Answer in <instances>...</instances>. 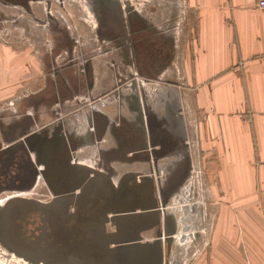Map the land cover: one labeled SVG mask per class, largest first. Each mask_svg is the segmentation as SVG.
<instances>
[{
    "label": "crops",
    "instance_id": "obj_1",
    "mask_svg": "<svg viewBox=\"0 0 264 264\" xmlns=\"http://www.w3.org/2000/svg\"><path fill=\"white\" fill-rule=\"evenodd\" d=\"M0 1L5 3L4 0ZM34 1L38 0H27L24 4L22 0H19L6 4L17 6L19 8L17 12L21 14L22 9L30 12ZM198 2L200 17L195 25V39L190 40L189 47L183 55L182 47H174L177 52H174L170 56V62L166 63L168 68L165 71L169 70V66H172L175 60L180 59L181 62L176 61V63L183 74L169 75L165 80L163 79L165 84L158 93L159 103H155L157 100L150 95L146 97L147 104L155 113L152 117L153 121L151 120L154 127L152 128L153 149L160 150V153L156 154L158 157H155V161L149 160L147 156H133L134 153L123 155L119 152L117 143L123 140L121 135L123 128L137 130L145 136V139L149 138L151 129L150 123H147L146 113H141L140 121H133L138 110L134 108L133 100L135 99L127 98L132 92L126 94L109 89L111 82L106 71L107 64L119 60L118 55H106V53L85 55L88 57L81 55L84 60L92 62L88 64V73L93 81L88 90L89 97L91 98L94 93L109 91V94H106L109 100L104 104L102 102L98 104V108L104 107L103 110L93 111L98 110L95 105L88 107L86 112L83 104L76 107L72 103L71 107H74L66 113L61 107L68 104L64 101L62 104L56 102L59 107L55 109L58 112H55L61 111V116L71 117L69 119L72 120V128L63 126L68 131L74 130L80 137L86 136V132L89 133L86 140L80 139L76 145V153H78L76 159L82 163H87V160L90 162V155L85 156V154H89L90 150L95 148L99 152L96 154L99 159L95 160V165L89 163L90 166H98L97 168L101 170H104V167L110 169L107 172L112 174L111 181L115 185L133 175L153 179L154 174L159 172L160 177L167 167H171L172 177L177 176L185 162H188L191 167L193 136L191 137L189 126H191L190 121L193 122L195 118L200 126L197 137H199L201 149L205 151L207 158L211 154L216 157L213 173H216L219 185L223 186V191H227L226 187L229 183L233 186V190L243 188L249 190L251 197L238 200L241 203L245 202V206L253 207L250 209V216L252 218L255 216L257 220L256 223L254 222L253 229L256 235L262 236L263 239L264 199L258 197L257 191H264V9L257 6V0H199ZM37 19L42 21V18ZM83 20L87 19L83 18ZM41 23L43 24V21ZM66 28L68 29V26ZM59 30L61 32L63 29L59 27ZM61 37L54 39V57L56 58L63 54L66 57L72 54L69 47L61 46L62 42L59 41ZM106 38L114 39L117 35L112 32V35ZM27 39L25 36V41H17L16 44L5 43L4 48L1 47L2 51L0 49V98L16 92V82L22 76L27 79H41L40 86L17 97L20 100L18 105L22 114L18 111L8 116L0 115V118L6 123L5 120L18 118L29 110L28 114L32 117L30 127L32 129L41 124L52 123L50 120L42 121L41 116L46 114L47 110H54L52 108L56 106L52 104V101H56L59 95L51 87L48 76L49 63L51 58L53 60V54L49 56L40 51L39 47L44 43ZM174 40L177 45L178 40ZM21 45L24 46L21 47ZM149 60L146 56L142 58L146 67L150 66ZM6 69L9 72L7 76L4 73ZM150 70L143 72L144 77L159 79L162 82L161 76H157ZM62 74H64L62 71L58 72V75ZM5 76L10 79L8 84L12 85V89L2 84L7 81ZM46 85L49 88H46ZM66 97L63 96V99L65 100ZM184 107L189 112L186 113ZM98 114L103 119L99 126L100 131L97 129ZM119 116L124 117L126 122L120 123ZM91 126L94 129H91ZM249 221L251 222V219ZM258 222H263L260 225L261 228L257 226ZM153 225L157 224L150 226ZM144 236V233L140 235L142 241L153 243L148 241V239L151 240L150 238L145 239ZM247 237L251 247L253 240L250 233ZM216 243L220 247L217 250L227 251L222 241ZM260 245L257 247L254 243L256 248L264 252V243ZM255 247L253 250L257 253ZM208 264L230 263L210 262ZM254 264H264V261L254 262Z\"/></svg>",
    "mask_w": 264,
    "mask_h": 264
},
{
    "label": "rangeland",
    "instance_id": "obj_2",
    "mask_svg": "<svg viewBox=\"0 0 264 264\" xmlns=\"http://www.w3.org/2000/svg\"><path fill=\"white\" fill-rule=\"evenodd\" d=\"M109 1L111 0H68L64 7H60L59 4L52 0H38L31 4L30 12L22 9L20 10L21 14L17 12L19 9L17 6H10L9 4L0 1V49L1 47L4 48L5 43L8 42L16 44L18 43L17 41H25V36H27V40L29 41L33 39L34 41L38 40L44 43L41 44L42 46L39 47V49L50 56L51 54H54L55 37L58 38L61 36L62 31H65L66 29V32L73 36L74 39L76 38L79 42H84L81 46L78 45L79 42H76L75 47L72 45V55L74 57L76 56L74 60L77 59L79 62V64L72 66L75 67L76 70H79L81 68L78 65L81 63H92L91 61H84L83 56L79 57L80 55L88 57L85 55L99 51V48L95 46L96 36L95 27L93 26L96 23V19L92 11L100 12L105 8L103 4L105 2L108 3ZM198 1L199 0H132V3L134 4L133 6H137L138 8L140 7V4L143 3L142 9L146 16L151 14L157 22L160 18L159 22L162 29L167 28V30L165 29V32L169 30L167 32L168 37L179 41L177 42L176 48L182 47L183 55L185 50L189 47L190 40H193L196 37L195 25H197L196 21L199 20L198 18L200 17V3ZM146 3H148V11L144 10ZM153 10L155 12L154 14L152 13ZM37 18H42L43 24L41 23L42 21L40 22ZM83 18H86L87 20H83ZM66 26H68V29ZM59 27L63 29L61 32ZM46 40H48L51 49L45 44ZM22 46L24 45H21V47ZM42 48L44 50L46 48V51ZM176 50L177 49H175V53L177 52ZM181 56L179 58H181ZM179 60L180 59L175 60V63L172 66H169V70L165 71L167 68H164V71L156 73L157 76H161L162 82L166 77H169V75L180 76L183 74L182 69H180V66L178 67L176 63V61ZM50 61V73L53 71V68L61 69L63 72L66 69V64H70V61L64 54L59 58L53 57V60L51 58ZM119 62L120 61L116 60L107 64L112 65L110 66L111 69L108 67L106 68L108 79L110 78L111 82L109 89L111 88V91H117V89H120L122 93L129 94L133 90L130 83L132 82L131 80H133L131 71H134V69L127 65L126 70L122 73L123 75H121V72H116V69L113 70L112 68L113 65L115 66V64H119ZM180 62L181 61H179V63ZM4 73H6L5 75L7 76L9 72L6 69ZM50 73L48 75L49 80L54 79L53 74L50 75ZM6 76L4 78H6L8 82L4 81L2 84L12 89V85L8 84L10 83V79ZM121 76H124L125 79ZM138 78V82L141 84L140 86L144 88L147 95H150L152 98L153 93H155L154 91H158L163 87V84L159 79L146 78L142 74L139 75ZM30 79L22 76L21 79L19 78L16 82V92L7 93L8 95L0 98V115L8 116L9 114L21 110L19 106L20 100H18L17 97H21L23 95L22 93L25 94L26 91L29 92L36 86H40L41 79H38L39 82L34 78ZM122 79H124L125 82L124 84L122 83L121 88H118L117 81ZM81 93L82 91L74 94L76 98L69 97L70 95H63L64 97L67 96L65 101L68 104L65 106L62 105V110L68 113L74 106L78 107V105L83 104L86 112L89 109L88 107L95 105L98 110L93 111H100L103 110L104 107L100 106L101 108H98L99 102L104 104V102L109 100L106 94L100 92L99 94L94 93L90 98L93 102L89 103L85 100V98L89 96V92L86 94ZM79 97L80 101L78 100ZM127 98H130V96L128 95ZM127 98L126 101H128ZM114 99H116V97ZM52 102L56 107L52 108L51 106L54 110H47L46 114L41 116L42 121L50 120L52 122L49 124L51 128L59 126L72 128V120L69 119L71 117H69V115L61 116V111L56 113L58 111L55 109L59 106L57 107V103L54 101ZM72 103H74L73 107H71ZM184 108L186 109V107ZM185 111L187 113L188 109ZM190 125L191 137L193 136L192 170L186 180L174 193H172L166 203V210L175 217L176 222V230L174 235L172 234L171 242L169 244L170 250L168 251L167 263L208 264L210 262H229L231 264L236 262L239 264H254V262L264 261V252L261 251L260 248L254 246V243H256L257 247H260V244L264 243V237L262 239V236H257L253 229L257 221L255 220V216L253 217L254 219L250 216V209L253 207L245 206V202L241 203L238 200L239 198L247 199L251 197L249 190L246 188L233 190V186L229 183L226 187L227 191H223V186H221V184L219 185V182L217 181L216 173H213V171H215L216 157L211 154L210 157L207 158L205 151L201 149L200 140L199 137H197L200 126H198L195 118L193 122L190 121ZM94 149L95 148H92L90 152L88 151L89 154H85V156L90 155V162L87 160L88 164L82 163L79 159L77 160L74 157L72 161L87 166L90 164L95 165V160L98 161L99 159L96 154L99 152ZM154 175L153 178L155 180L160 178L157 173ZM37 187L38 186H36V189H38ZM36 189H34V191H36ZM29 194V190H23L6 192L0 195V264H47V262L41 260L43 255L34 256L31 254L33 257L32 259L20 250L13 249L5 241L6 238L3 233L5 221L3 219L2 210L5 209L10 200L16 197H28ZM257 194L262 200L264 199L263 190L257 191ZM262 208L264 210V203ZM249 219H251V222L254 225H252ZM262 223L263 222H258L257 226L260 227ZM156 229L157 225L150 226L147 229L150 230V232L144 233L145 239L150 238L151 240L148 239V241L152 242L155 238H158L159 235H157ZM248 233H250L253 240V245L251 247L248 244ZM163 237L164 236L161 235L159 239L163 240ZM217 241H222L223 246L227 248V251H222L220 249L217 250L219 247L216 243ZM234 242L235 244H233ZM232 247L236 248L233 249ZM254 247L256 248L257 253L254 252ZM53 261L54 264H62L59 261Z\"/></svg>",
    "mask_w": 264,
    "mask_h": 264
},
{
    "label": "water",
    "instance_id": "obj_3",
    "mask_svg": "<svg viewBox=\"0 0 264 264\" xmlns=\"http://www.w3.org/2000/svg\"><path fill=\"white\" fill-rule=\"evenodd\" d=\"M15 1L19 0H4L5 3ZM26 1L22 0V3ZM84 92L81 94H86ZM57 98L63 100L62 96ZM11 123L3 124L4 142L8 144L19 137L24 139L28 148L40 147L44 153L47 152L48 167L42 163L47 167L45 179L48 177L53 181L57 193L47 204L24 197H16L7 203L2 210L5 221L3 233L10 247L63 264H168L173 233L161 230L156 243H149L141 240L138 231L157 224L160 219L163 223L167 217L173 218L171 213H165V206L180 185L178 175L157 187L154 186L157 179L140 175L137 178L141 187L128 185L116 191L104 172L70 160L68 152L73 151L76 145L69 136L58 133L40 144L33 141L31 146L30 135L22 137L23 133L13 128L19 124L21 129H30L31 115L24 113ZM55 145L65 154L59 164L53 159ZM152 146L153 141L147 138L143 145L148 150L146 156L155 161L158 156L151 152ZM188 167V162H185L183 172ZM69 205L77 206L76 215L68 213ZM58 207L62 209L60 217L54 213ZM108 219L116 223V232L104 230V221ZM126 227L132 233L129 239L122 234ZM161 235L163 240L159 239Z\"/></svg>",
    "mask_w": 264,
    "mask_h": 264
},
{
    "label": "flooded vegetation",
    "instance_id": "obj_4",
    "mask_svg": "<svg viewBox=\"0 0 264 264\" xmlns=\"http://www.w3.org/2000/svg\"><path fill=\"white\" fill-rule=\"evenodd\" d=\"M143 4V3H142ZM142 4H140V7L133 6L132 0H111L108 3H104V9L100 12L92 11L94 17H95V36H96V44L95 46L99 48V51L96 52V54L106 53V55L114 54L118 55V61L119 64L113 65V70L116 69V72L122 73L126 70V66H131L134 71H131L132 75V82L130 83L132 87V94L130 95V99L134 101L135 103V109H137V113H135V119L133 121H140L141 120V113H146L148 116L147 123L151 129L149 138L153 141L154 135L153 130L154 128L152 126V117L155 114L153 110H151V106H149L146 102V96L147 93L144 91L145 89L142 88L140 83L138 82V76L144 75L143 72L146 70H150V68L154 73H159L164 70V68H168L166 65L167 62H170V56H172L175 52V48L177 45L175 44V40L171 39V37H168L167 32H165V29L160 25L159 19L158 22L154 20V16L149 14V16H146L144 14V11L142 9ZM148 3L144 6V10L148 11ZM149 13V12H148ZM154 14V10L152 11ZM94 23V22H93ZM112 32H115L117 35V38H106L109 35H112ZM62 34V33H61ZM65 34V35H64ZM64 34H62L61 38H59L62 42V45H66L69 47V50L71 53H73L72 45L73 47L76 46V38L74 39L73 36H71L68 32L64 31ZM171 39V40H170ZM174 41V42H173ZM179 42V41H178ZM62 48V47H61ZM51 49V47H50ZM55 55L53 54L52 57ZM146 56L150 60V66L146 67L144 63L142 62V58ZM61 57V56H60ZM76 57V56H75ZM72 54L68 56V60L70 61V64H66L67 71H63L64 74L58 75L59 71H62L61 69H54L51 72L53 74L54 79H51V87L53 90L58 93L59 96H65L70 95L71 97H75L74 94L79 93L81 90L84 89V93H88L89 87L92 86L93 81L90 79L89 76V67L88 62H85L84 64L78 65L81 69L76 70L75 67L72 65L79 64L78 60L75 58ZM81 57V55L79 56ZM68 61V62H69ZM84 61H87L86 59ZM127 63V64H126ZM112 65H107L109 69H111ZM68 68V69H67ZM83 77V78H82ZM124 77V76H121ZM82 78V79H80ZM90 79V80H89ZM125 79V77H124ZM119 80L117 81L118 88L122 87V83L124 84L125 80ZM137 79V80H136ZM170 79V78H169ZM168 80V79H166ZM171 80V79H170ZM168 80V81H170ZM163 85L165 82H161ZM47 86V85H46ZM46 88H49L48 86ZM120 91L119 89L117 90ZM155 93H153L154 100H157L155 103H159V90H155ZM104 94H109V91H107ZM69 96V97H70ZM58 99V98H57ZM60 101V100H59ZM64 99L60 101L58 104L64 103ZM56 103V101H54ZM155 108V105H154ZM25 112V111H24ZM18 113V112H17ZM23 112L20 111L19 114H22ZM28 113V112H26ZM145 115V114H144ZM97 120V129H99L100 123L103 122L101 116H96ZM120 123L126 122L125 118L122 116H119ZM13 119L11 120H1L0 118V195L6 192H13V191H23V190H29L30 194L28 198L43 204L50 203L54 200V197L56 196L57 190L52 180H50L48 177L45 179V176H47V167H48V156L47 152H43L40 147H37L36 149H30L28 148L26 142L23 138L16 137L11 140L10 143L6 144L3 140L2 132L5 130L6 125H12ZM152 120V121H151ZM2 123V125H1ZM3 124L5 126H3ZM13 128L19 129V133L22 132L23 136L30 135L29 143L32 146L33 141L37 143H43V141L50 138V136H53L55 134H64V136H69L71 141L77 145L80 142V139L85 138L89 136V133L86 132V136H77L75 134L74 130L68 131L64 127H55L51 128L49 125L41 124L40 126H36V128H30L28 130L21 129L22 126L19 124H16V126ZM64 128V129H63ZM94 129V128H93ZM51 131V134L49 132ZM121 135L123 137V140L119 143H117V146L119 147V152L123 155L128 153H134L133 156H146L147 155V149L143 147L145 141V136L140 134L137 130H127L122 129ZM100 131V129H99ZM50 135V136H49ZM55 139V137L53 138ZM54 146V144L52 145ZM166 147V146H164ZM152 146L151 152L153 153H160V150L153 149ZM55 151L53 153V159L57 162V164L61 163L62 158L65 156L64 151H60L55 145ZM75 150V151H74ZM73 151L68 152L69 158L72 161L73 157L76 158L78 153H76V147ZM162 152V150H161ZM73 162V161H72ZM47 164V167L42 164ZM89 167L104 172L106 175H108L111 179V173L107 172L110 169L104 167V170H101L100 168H97L98 166H90ZM112 171V170H111ZM191 171V167L189 166L185 172L181 169L179 173L177 174L179 178L180 185L186 180V178L189 176V173ZM171 167H167L165 171L161 174L160 178L155 181L154 186L157 187L158 185H164L166 182L172 177L171 176ZM158 175L160 173L158 172ZM140 176V175H137ZM136 175H133L124 181L117 183V185H114L116 191L120 188H124L125 186H132V187H141V183L139 178H137ZM158 184H157V183ZM179 185V186H180ZM36 186H38L36 189ZM36 189V191H34ZM77 206L76 205H69L67 207L68 213H72L74 215L77 214ZM62 212V209L58 207L54 213L58 217H60L59 213ZM53 213V214H54ZM169 215L168 210L165 212ZM90 216V215H89ZM110 216V215H108ZM90 217H93L92 215ZM165 222V223H164ZM163 223L160 221L157 223V235L161 232V230H167L168 232L174 233L176 230V222L175 217L169 218L167 217L166 220ZM155 226V225H153ZM148 227V226H147ZM144 227V229H141L138 231V234L141 235L142 233L150 232V230H147L148 228ZM104 230L105 231H115L117 230V225L114 222H111L109 219L104 221ZM123 237L129 239L132 236L131 231L126 227V229L123 231ZM158 237V236H157ZM158 238H155L153 243H156ZM165 251V248H164ZM169 254V253H168ZM30 258L33 259L32 255L26 254ZM35 260V259H34ZM59 263V262H58ZM37 264V263H36ZM63 264V263H62Z\"/></svg>",
    "mask_w": 264,
    "mask_h": 264
},
{
    "label": "built area",
    "instance_id": "obj_5",
    "mask_svg": "<svg viewBox=\"0 0 264 264\" xmlns=\"http://www.w3.org/2000/svg\"><path fill=\"white\" fill-rule=\"evenodd\" d=\"M52 1H54V2L57 3V4H59L60 7H64L65 4H66V2H67L68 0H52ZM256 4H257V6H258L259 8H263V9H264V0H257ZM76 42H79L78 39H76ZM45 44L50 48V44H49L48 40H46V43H45ZM82 44H84V42H79V43H78L79 46H81ZM136 80H137V79H136ZM85 97H86V96H85ZM75 98H76V97H75ZM78 100L80 101V97H79ZM85 100L88 101L89 103L92 102V101L90 100V97H89V96H87V97L85 98ZM90 128L93 129L92 126H91ZM74 151H75V150H74Z\"/></svg>",
    "mask_w": 264,
    "mask_h": 264
},
{
    "label": "bare ground",
    "instance_id": "obj_6",
    "mask_svg": "<svg viewBox=\"0 0 264 264\" xmlns=\"http://www.w3.org/2000/svg\"><path fill=\"white\" fill-rule=\"evenodd\" d=\"M42 261L47 262V264H54V261L46 256H42ZM46 264V263H45Z\"/></svg>",
    "mask_w": 264,
    "mask_h": 264
}]
</instances>
